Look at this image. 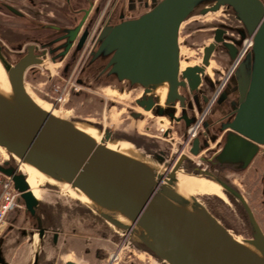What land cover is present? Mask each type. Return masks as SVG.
Instances as JSON below:
<instances>
[{"label": "water", "instance_id": "1", "mask_svg": "<svg viewBox=\"0 0 264 264\" xmlns=\"http://www.w3.org/2000/svg\"><path fill=\"white\" fill-rule=\"evenodd\" d=\"M92 1L46 0L43 22L37 13L25 15L19 5L0 0V64L10 84L8 91L0 89V147L61 189L68 185L86 197L93 206L80 201L87 211L116 228L126 244L164 264H264V232L245 194L234 183L264 146V0H125L100 30L76 84L85 86V79L92 76L95 82L110 81L123 92L141 88L134 100L137 107L165 118L169 125L181 123L185 141L187 129L196 122L194 102L201 112L198 95L202 82L210 80L205 71L212 54L221 48L230 60L239 56L231 71L235 84L231 96H237L232 102L237 106L221 125L209 126L207 118L202 122L204 129L188 140L189 153L199 162L182 152L169 153L174 144L172 126L164 129L162 137L140 133L136 124L143 114L134 108L129 111L142 136L138 145L152 155L153 164L108 148L118 141L131 143L110 126L86 118L46 116L23 89L29 70L62 61ZM222 7L240 26H216L200 64L180 70L182 23L195 13L204 15ZM4 32L7 38L1 36ZM248 40L250 46L242 51ZM158 83L168 85L163 104L151 92ZM71 93L79 96L83 90L73 88ZM227 96L223 91L220 99ZM44 99L56 108L47 94ZM176 102L178 117L172 107ZM77 121L102 132L100 142L80 130ZM221 130L223 135L216 141ZM161 164L174 166L163 176L158 169ZM182 166L227 191L240 230L232 231L220 222L197 197L179 192L176 175ZM0 172L11 178L35 229H15L11 241L0 237V264H8L6 253L25 238L35 245L30 264H36L45 230L36 212L40 199L30 190L26 174L8 163L0 164Z\"/></svg>", "mask_w": 264, "mask_h": 264}, {"label": "rangeland", "instance_id": "2", "mask_svg": "<svg viewBox=\"0 0 264 264\" xmlns=\"http://www.w3.org/2000/svg\"><path fill=\"white\" fill-rule=\"evenodd\" d=\"M221 24L229 27L240 26V22H238L233 15L229 14L228 10L224 7L220 8L216 12H208L204 15L195 13L193 16L182 23L179 31L181 69L183 66L185 67L189 65L200 64L204 46L213 42V29ZM1 36L5 38L8 37V35L6 36L5 32L2 33ZM90 48L91 47L88 46L84 54H82L81 61L76 67V70L74 71V75L72 77L70 73L64 74L62 72L61 62L56 65L50 63L47 65V68H44V65L35 67L34 72H31L29 70L27 72L24 83L26 91L34 98L36 102H38L40 106L47 110H51L57 116H60L62 118H66L68 116L79 117L82 119H92L96 122L103 123V125L105 126L112 127L116 131L118 137L127 139L132 143H121L118 141L116 145L121 147L119 148V150L138 153L147 157L150 156L148 151L140 149L141 144H139L140 146L138 145V142L140 141L142 136L137 133L136 129L140 133L162 137L164 129L168 126H172V136L174 144L172 147H170L169 153L177 156L179 152H182L199 162L198 157H194L189 153V145L184 144L192 136V131H190V133L186 132L188 137L185 141L183 132L181 131V123H173V125H169L166 121H162L163 119L161 120L158 117L152 116L150 112L145 113L137 107L134 100L141 94V88L131 90H129V88H126L123 92L121 90H117L114 86H112L110 81L100 80L95 82L92 76L85 79L87 85L79 86L78 84H76V77L82 64L86 60ZM13 59H15V57ZM9 60L12 62L10 58ZM232 67L233 65H231V61L225 54V52L221 48L216 49V51H214L211 56L210 65L206 68L205 71V74L209 76L211 82L210 80H204L200 86L201 93L206 94L210 101L207 104H202L201 113L198 116L199 121L198 123L193 125L195 129L197 128V125L201 124V119L205 120V117L206 119L216 118L217 113L211 115L213 110H206L215 97L217 90L224 86L229 75L232 76ZM2 70L4 71L3 68ZM4 73L6 75L5 71ZM210 83H212V86L210 85ZM78 87L83 90V93L79 96H74L71 93V90L73 88L77 89ZM66 93H68V95H66ZM45 94H47L54 100V103L56 104V110L51 105L45 102ZM132 108H135V110L141 112L142 114H146L144 119L142 118L137 122L136 129L134 128V121L129 114V111ZM79 126L96 137L98 142H100V134L102 132L84 124H79ZM199 129L197 128V130ZM124 131L128 132V134H125ZM179 145L182 147L179 148ZM108 146L114 149L116 148V146ZM184 146L185 148L183 149ZM210 146H214V143H212ZM4 151L6 152L5 149L0 147V160L3 159L6 155ZM203 152H205V150L202 151V153ZM158 167L160 172L161 170L163 171L162 166L158 165ZM22 171L28 177V184L30 188L38 194V198L40 199V209H44V205H50L47 203V201L55 200L57 198L53 195V192H49V184L54 186L56 185L52 181H48L43 174L38 172L36 169L25 165L22 166ZM176 176L178 179V190L180 193L187 197H189L190 195L197 197L204 204L209 205L215 215L219 219H221L226 226L232 229V231L240 230V225L234 217L235 213L232 210L234 206L231 199H229L226 195H223L224 198H221L222 195L217 186L204 178L188 175L183 170L180 171V173H178ZM56 189L59 190L60 193L54 194H57L59 197L66 201V214L67 212H70L72 213L71 215H73L75 218V215H79L80 213L85 214V212H87V207L80 202L84 201L73 192L69 191L65 187H63V190L60 187L56 186ZM64 191H66L68 194H65ZM215 194L221 196L219 197L220 199ZM75 202H78V204H80L81 206L75 208L72 204ZM68 206L71 207V211L70 209L68 210ZM88 212L92 213V211ZM46 213L51 221H55L54 219H56V215L51 212L49 208H47ZM87 220L88 219L86 218H75V220L72 222V225L73 223L76 225L75 230L77 231L84 230L86 232H89V230L86 228V224L95 223H93V220H90V222ZM42 221L44 224V219H42ZM32 223L33 222L28 220V224L25 225L27 231H31V228H33ZM81 225H83V227ZM111 228V230L113 231L117 230L114 227ZM117 236L121 237V234H118ZM119 240L120 239H118V241ZM23 241H25V243L20 246L17 252H19V254L26 253V255H24V258H22L21 260V264H30L33 259V251L35 245L32 244L31 239L29 238H25L23 239ZM34 241H36L35 236ZM118 241L116 239H112V243L105 242L104 244V242L101 241L95 244L97 246H100L103 243V245L107 247L108 252L111 255L115 252L116 247L119 244ZM129 243L132 242L129 241ZM122 245L123 248H120V252L118 253L117 257L112 259L113 264H161V262H157L156 259L139 248L132 247L131 245L125 243H123ZM79 247V245H69L66 255H63V259H76V251L79 250ZM11 250H13V248ZM40 250V256L42 254L43 257V244L41 245ZM132 252H135L136 254H133ZM20 258L21 257H18V260H20ZM41 262L44 263V261ZM105 263L106 261H103V264ZM17 264H19V262ZM162 264L164 263L162 262Z\"/></svg>", "mask_w": 264, "mask_h": 264}, {"label": "flooded vegetation", "instance_id": "3", "mask_svg": "<svg viewBox=\"0 0 264 264\" xmlns=\"http://www.w3.org/2000/svg\"><path fill=\"white\" fill-rule=\"evenodd\" d=\"M10 1L15 5H19L20 6L19 10L24 12L25 15L33 16L32 13H37L38 18L40 20H43L44 22V10L48 6L46 4V0H35V4L33 0L32 1L10 0ZM124 1L125 0H93L92 1L89 11L87 12L84 20L80 25V29L72 43V46L70 47V49L68 50V52L61 61L62 63L61 70L64 74L70 73L71 77L74 75V71L76 70V67L80 63L82 54H84L86 48L88 46H90L91 48L93 47L100 30L105 26L109 17L112 14L118 13L121 10ZM79 14L80 13H78L77 16H79ZM77 16L75 17L77 18ZM91 48L89 49L88 54ZM231 65H233V60H231ZM230 76L231 75L227 77L226 79L227 82L225 81L226 83L224 84V86L217 90L215 97L211 101L208 109L206 110V111L213 110L211 115L217 113L216 118L210 119L209 126L210 125L214 126L218 124L221 125V123L226 122L228 120V116H229L228 114L230 113V111H232L234 106H237L236 103L232 102L233 100L237 99V96L236 95L231 96V92L234 90L235 84H234L233 76L231 77ZM223 91L228 92V96L225 99H220V94ZM204 95H205L204 93H199L198 95L200 106H202V104H207L210 101L208 97H207L208 98L207 101L203 100ZM194 103H193L194 116L196 119L195 122L196 124L199 121L198 116L200 115L201 112L200 113L197 112ZM176 107H177L176 116H178L180 112L178 103L176 104ZM144 112L147 113V111ZM145 115L146 114H143V119ZM200 121L201 124L197 125V128L198 129L200 128L199 130H203L204 124L202 122L206 121V117L205 120L201 119ZM192 127H193L192 131L196 132L197 128L195 129L194 126ZM189 129L190 128L187 129L188 133H190ZM222 135H223V131L221 130L220 133L215 136L216 137L215 140L219 141ZM187 144L188 141L185 142V145ZM184 148L185 146L183 147V149ZM262 149H264V146H262ZM262 149L254 157V159L247 167V169L244 171V173H242L237 179L234 180V183L245 194L247 203L253 210L256 219L264 232V150ZM5 154H6L5 157L0 160V164L4 165V163H8V166H12L15 168L16 171L21 172V168L19 164L20 162L16 158L11 156L7 151L5 152ZM49 187H50L49 192H53V195L57 198L55 200L47 201V203L50 205L48 206L44 205V209L43 208L40 209V207L36 209V212L38 211L42 219H44V228H45L44 235L42 237V244L44 245V256L42 257V254L40 256V252H39V256L36 264H103V261H106L105 264H113L112 259L116 258L118 253L120 252V248L121 249L123 248L122 244L125 243V237L124 236L118 237L117 235L119 233L116 230L115 231L111 230L112 226H110L105 220H103L96 213L93 212L90 213L88 211L85 212V214L80 213L79 215L78 214L75 215V218H86L88 219L87 221L89 222L90 220H93V223L95 224H86L87 225L86 228L89 230V232H86L84 230H78V231L75 230L76 225L74 223L72 225V222L75 220L74 216L71 215L72 213L70 212H67L66 214L65 211L66 201L61 197H59L57 194H54V193H60V191L57 190L56 186L54 185L49 184ZM218 188L222 195V197L217 195L218 197L224 198L223 195L228 196V194H226L219 186ZM231 201L233 203L232 199ZM72 204L75 208L81 206L80 204H78V202ZM204 205L206 206L208 211L212 213V215H214L220 222H222V220L215 215V213L212 211L209 205L207 204ZM47 208H49V210L56 215V219H54L55 221H51L49 219L46 213ZM69 209L71 211L70 206H68V210ZM11 218L14 221L12 222L10 220V223L7 226V230L2 236V238L3 239L5 238L6 241H11L10 236L11 234L14 233L15 229H26L25 225L28 224V220L31 221V215L27 211H25V206L23 203H22V207L17 208V210L13 212ZM33 220L34 222H36L35 218ZM81 226L83 227V225ZM31 230L35 231V229L33 228H31ZM112 239H116L117 241L118 239L120 240L118 241L119 244L117 245L115 252L111 255L109 254L107 247L104 246L103 243L100 246H97L95 244L101 241L104 242L105 244V242L106 243L111 242ZM24 243L25 241L23 240L20 241L19 244H17L13 248V250L6 253V259L8 261V264H17L18 262L19 264H21V260L22 258H24V255H26V253L19 254L17 250ZM72 244L76 246L79 245L81 247V248L79 247V250L76 251L77 257L76 259L68 258L64 260L63 255H66L68 246ZM132 253L136 254L135 252ZM18 257H21L20 260H18ZM41 261H44V263H42ZM157 262L160 261L157 260ZM30 263H32V261Z\"/></svg>", "mask_w": 264, "mask_h": 264}, {"label": "bare ground", "instance_id": "4", "mask_svg": "<svg viewBox=\"0 0 264 264\" xmlns=\"http://www.w3.org/2000/svg\"><path fill=\"white\" fill-rule=\"evenodd\" d=\"M247 43H248V45L250 46V40H248V41H246ZM247 45V44H246ZM245 45V42H244V44H243V51L246 49V46ZM248 46V47H249ZM7 60H9V58L7 57ZM10 61V60H9ZM13 64V63H12ZM14 65V64H13ZM195 65V64H194ZM2 66V65H1ZM1 66H0V89L1 90H3V91H8L9 89H10V84H9V82H8V79H7V76L5 75V73H4V71L2 70V68H1ZM189 66H192V65H189ZM184 67V66H183ZM182 67V69H181V67H180V70H183L185 67H188V66H185L184 68ZM4 69V68H3ZM181 72V71H180ZM23 89H24V91L30 96V98L32 99V101L34 102V103H36L39 107H41V109L44 111V114L46 115V116H49V115H52V116H57L55 113H53L51 110H47V109H45V108H43L42 106H40L39 104H38V102H36L35 100H34V98L26 91V88H25V86L23 85ZM167 90H168V85L166 84V83H164V84H160L159 85V83L158 84H156V85H153L152 87H151V92H154L158 97H159V99H160V103L161 104H163L164 103V101H166L165 100V98H166V92H167ZM176 104H177V102L175 103V105L174 106H172L173 108H174V116L175 117H178V116H176V111H177V107H176ZM178 106H179V104H178ZM58 117H60V116H58ZM62 118V117H61ZM165 119V118H164ZM166 120V119H165ZM167 121V120H166ZM79 121H77L75 124H76V126L80 129V130H82L83 132H85V133H87L88 135H90L91 137H93L95 140H96V142L97 143H99L98 142V140L96 139V137H94L93 135H91L90 133H88L86 130H84L82 127H80L79 126V124H82L81 122L80 123H78ZM83 125V124H82ZM95 130H98V129H96V128H94ZM194 133V131L192 132V134ZM101 136H102V133L100 134V138H101ZM108 145H112V146H116V148L114 149V148H112V147H109ZM107 146H108V148H110V149H112V150H116V151H119V152H122V153H124V154H126V155H128V156H132V157H140V158H142V159H144V160H146V161H148V162H150V163H152L153 164V162L154 163H156L155 161H154V159L152 158V155L150 154V156H144V155H141V154H138V153H133V152H129V151H125V150H119V148H121L120 146H118V145H116V144H108ZM197 162V161H196ZM22 164H21V166H20V168H21V170H22ZM160 166H162L163 167V171L161 170V173L163 174V176H166L168 173H170V171L172 170V168H173V166H174V164H172L171 166L168 164V166L166 167L164 164H161ZM158 169H159V167H158ZM185 171V173L186 174H188V175H193V176H198V177H200V178H204V179H206L207 181H209V182H211L212 184H214L215 186H219L226 194H228L227 193V191H225L219 184H217L215 181H213V180H210V179H208V178H205V177H201V176H199L198 174H196V173H194L192 170H190L189 168H187L186 166H182L179 170H178V172H177V174L178 173H180V171ZM23 172V171H22ZM24 173V172H23ZM25 174V173H24ZM27 176V175H26ZM176 178H177V176H176ZM26 180H27V182H28V177H26ZM178 180V179H177ZM29 185V184H28ZM66 189H68L69 191H71V192H73L75 195H77L80 199H82L83 201H84V203H86V204H88V205H90V207L91 208H93V206H92V204L90 203V201L86 198V197H84L83 195H81L80 193H78V192H76L75 190H72V189H70V187L68 186V185H63ZM30 187V186H29ZM30 190L32 191V193L34 194V196L36 197V198H38V194L36 193V192H34V190H32L31 188H30ZM191 196V195H190ZM189 196V197H190ZM193 197V196H192ZM39 199V198H38Z\"/></svg>", "mask_w": 264, "mask_h": 264}, {"label": "built area", "instance_id": "5", "mask_svg": "<svg viewBox=\"0 0 264 264\" xmlns=\"http://www.w3.org/2000/svg\"><path fill=\"white\" fill-rule=\"evenodd\" d=\"M246 46H248V44ZM241 50L243 51V48ZM238 58L233 60V67L235 66ZM66 95H68V93H66ZM192 130L193 127H191L189 132ZM19 164L21 166V163ZM20 207H22V202L19 192L14 188L11 178L0 172V237H2L7 230V226L10 223L13 212Z\"/></svg>", "mask_w": 264, "mask_h": 264}, {"label": "crops", "instance_id": "6", "mask_svg": "<svg viewBox=\"0 0 264 264\" xmlns=\"http://www.w3.org/2000/svg\"><path fill=\"white\" fill-rule=\"evenodd\" d=\"M231 61V60H230ZM162 121H166L164 118H163V120ZM167 122V121H166Z\"/></svg>", "mask_w": 264, "mask_h": 264}]
</instances>
